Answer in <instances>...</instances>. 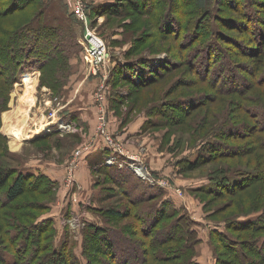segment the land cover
Instances as JSON below:
<instances>
[{
	"label": "rangeland",
	"instance_id": "374dc122",
	"mask_svg": "<svg viewBox=\"0 0 264 264\" xmlns=\"http://www.w3.org/2000/svg\"><path fill=\"white\" fill-rule=\"evenodd\" d=\"M16 1L20 3V0H0L2 11L0 41L4 40L6 33L15 31V27L21 22L29 23L39 8H42V3H45L48 6H46L45 22L63 28L62 35L67 44L62 42L61 46L63 53L70 57H62L45 70H34V67L29 66L25 73L17 74V79L10 90L4 92L0 89V169L16 166L19 171L21 168L28 170L31 168L35 174L43 173L54 179L61 176L60 180L56 181L57 188L48 194L26 192L13 203L6 200L7 188L1 189L0 226L3 222L12 224L13 219L7 212H14L16 205H22L27 201L30 204L26 212L30 213L32 218L28 220L18 218L19 221L17 220L15 224H19L20 221L22 225H29L33 221H39L41 224L51 220L57 232L55 241L57 247L64 256L72 258L75 256L82 263H87L89 258L83 249L84 239L89 234L87 225L96 224L108 228L119 233L121 237L134 234L132 232L137 220L132 215L114 220L108 218L106 214H100L101 211L95 213L91 211L92 208L104 207L122 211L128 209L127 202L118 191L117 185L105 178V174L98 175L94 171L91 174L94 188L108 194L104 202H98L99 193L97 197L92 195L88 198V202L87 197L83 195L77 194L74 197L75 188L79 187L76 175L78 159L91 150L97 135L104 138L101 143L110 144L106 137L101 135L105 133L127 156L134 155L141 160L144 171L151 180L163 184L166 189L162 187L164 192L162 194L169 199L172 207L188 215L193 222H198V224L192 223V226L199 231L203 242L196 248V260L200 264H215L216 257L209 242V230L206 225L209 229L215 228L225 232L228 222L230 225L244 224L264 212V180L262 179L234 194L215 197L200 192L210 187L215 191H225L221 190L219 182L211 180L224 173L229 172L228 176L246 177L242 175L241 170L244 172L249 169L250 172L259 174L264 172V146L260 147L261 145L254 138V135L264 136V134L253 133L254 131L246 126L257 127L256 111L251 107L264 103V38L263 40L258 38L261 43H256L257 37L255 38L252 33L255 23L247 15L254 11L264 19V0L257 5L252 4V0H240L249 3L251 7H243L237 3L234 6L237 10L232 9L234 7H231L229 2L227 6H219L227 10L220 9L216 12L217 15L220 18L226 16L228 19L216 20L215 29L220 34L217 35L219 45L227 50V54L231 56L237 67L228 68L224 63L225 60L219 57L218 60L212 59L211 67H208L211 71L206 74L201 73L202 66L206 64L203 48L211 45L214 49L212 55H215V58L219 55L212 47L214 43L209 44L200 36L201 32L203 30L206 32L207 27H212L214 22L208 23V17H198L192 12L195 5L191 7L190 4L187 5L190 11L181 19L177 17L173 8L168 7L166 0L153 2L138 0L141 13L127 5L120 13H115L113 5L116 0H84L90 14L87 22H81L74 16L65 0H39L28 6L31 9L26 13L18 12L19 5L13 6ZM211 1L209 0L207 7H210ZM184 3L185 1L182 0L181 4ZM151 8L156 10L152 12ZM163 9L165 11L170 9L171 18L177 19L176 24L180 25L177 32H169L170 36H161L156 29ZM189 20L193 23L191 21V25L187 26ZM181 23L185 24V28ZM260 29L264 35V20ZM245 30L251 33L243 32ZM87 31L100 38L106 46L109 60L105 65L103 63L100 70H94L85 56ZM195 34L197 37L193 39ZM180 44L183 46L181 50L185 57L181 56L178 48ZM199 45L204 47H198ZM19 46L21 47V44L16 43L13 49H18ZM194 46L195 48H192ZM5 53L6 55L3 51L0 52L2 78L7 75L4 71L6 65L18 60L24 63L26 58L24 54L19 53L13 57L12 48L6 49ZM252 55L257 57L250 59L249 56ZM141 56H153L154 59L165 56L174 63V68L169 71L163 69L160 72L163 74L161 78L139 90L125 83L111 82L114 72L110 74V71L113 68H117L120 63L128 65ZM259 58L263 62L259 67L260 72L257 73L260 62L255 59ZM172 66L170 64L169 68ZM234 71H237L239 80L230 79ZM255 73L257 76H263L254 80ZM206 76L215 85L210 87V83L204 80ZM34 78L36 82L32 84ZM239 81H244L245 84ZM215 86L237 92L244 88L245 94L217 93L214 91ZM98 94L103 95V104L96 103L95 97ZM165 101L171 104V109L168 108L169 113L178 116L184 115L180 109L187 107L182 106V109L181 105H186L182 102H193V105L187 108L186 118L182 124L178 122L182 116L171 117L168 120L156 111L157 106ZM74 106L87 108L89 119L85 124L73 118L72 129L59 131L53 114L61 111L65 114L69 112L67 109ZM245 118L248 120L246 123ZM50 124L55 125L51 131H59L60 136L35 140L44 133H52L43 131V128ZM21 128H23V137L19 146L14 147L12 132L18 133ZM225 132H239L244 138L221 139V135ZM216 137L232 148L229 151L235 156L207 162L202 158L201 166L191 172L184 171L186 162L199 158L201 147L207 143L205 141L216 142ZM99 179L103 181H98ZM140 180L149 184L146 178ZM70 181L72 182L69 183ZM247 182L248 180L245 183ZM45 203H48L47 207ZM17 211L15 210V213ZM126 228H130V233L127 235L121 232ZM20 231L19 228L17 233L22 236L23 233ZM3 232L0 231L1 248H9L8 239ZM117 233H111L109 236L114 243H117L116 258L119 259L121 246L118 245ZM107 235L99 233L93 240L101 250V255L92 258L94 264L97 260L107 258V252L104 251H109V247L103 241L106 240ZM24 236L26 237V233L23 235V240ZM235 237L252 239L255 236L251 232H240ZM129 238L139 242L140 239H144L140 235L137 238L133 236ZM65 243L67 245L63 246ZM36 244V240L27 244L31 249L30 252L34 250ZM139 254L140 259L141 254ZM12 255L14 256V253ZM125 256L132 264L137 259L129 248H126ZM35 260L36 264H51L57 263L59 257L50 255L43 261H38L37 258ZM177 261L183 262L182 259ZM106 264H115V262L108 260Z\"/></svg>",
	"mask_w": 264,
	"mask_h": 264
},
{
	"label": "trees",
	"instance_id": "16d2710c",
	"mask_svg": "<svg viewBox=\"0 0 264 264\" xmlns=\"http://www.w3.org/2000/svg\"><path fill=\"white\" fill-rule=\"evenodd\" d=\"M38 1L39 0H20V3L16 1L15 3H13V6L19 5L18 12L26 13L28 9H31L30 7L28 8V6H30L31 4H35ZM153 1L154 0H152V2ZM181 1L182 0H166V2H168V7L174 9V12L178 15L177 17L182 19L187 16L190 11L187 5L190 4V7L195 5L192 12L197 14L198 17H208V23L214 22L212 24V27H209L207 25L208 30L206 32L203 30L200 37L202 39H206L205 42L209 44L214 43V46L212 47L218 51L217 54L219 56L215 58V55H212V50L214 49L211 48V45L203 48L204 50H202V52L204 53L205 57L204 63L206 64L202 66L201 73H210L211 68L208 67H211L210 63L213 61L212 59L218 60L219 57H222V59L225 60L224 63L228 68L229 66L236 68L237 66L236 64L234 65L231 56L227 54V50L219 45L220 41L217 35L220 34L219 32H217V29H215V26L217 28L216 20L220 17L216 12L220 9H224L223 11L227 10L222 6H227L228 2L231 7H234L238 3V5L241 4L243 7L246 6L247 8H250V4H247L240 0H212L210 2V7H207L209 5V0H184V4H181ZM252 1L253 2L251 3H255L256 5L257 3L261 4L260 2H262L261 0ZM138 4H140V1L138 0H116L113 5V9L115 13H120L121 10H123L127 5V7H130L132 10L141 13ZM220 5L222 6L219 7ZM46 6L47 5L45 3H42V8H39V11L29 23L21 22L15 27V31L6 33V37L4 38V40L0 41V52L3 51L6 55L5 50L8 48H12V51H14L13 57L18 53L21 55L24 54L23 56L26 57L24 63L18 60L13 64L5 66L4 71L5 73L7 72V75L6 77H4L5 79L2 78V76L0 77V89L2 91L5 92L11 89L10 87H12V84L16 81L18 73H25L26 70L30 67H34V70H45L46 68L56 63L62 57H70L69 55H65L63 53V46H61L62 42H64L62 35L63 28L60 29L56 25H50L45 22ZM232 9L237 10V7H234ZM155 10L156 8H151L152 12ZM163 10L164 11L160 16L161 20L159 19L157 21L156 29L158 33L161 34V36H170L168 35L169 32H177L180 28V25L176 24L177 19L171 18L172 12L170 11V9L168 11H165V9ZM1 12L2 11L0 10V13ZM249 16L252 19L253 23H255L254 28L252 29V33L255 35V38L257 37L256 43H261L260 39L263 40L264 35L262 30L260 29V25L262 24L264 19L256 15L254 11L251 14L247 15L248 18ZM220 19L223 21L228 20L226 16ZM191 21L192 20L188 21L187 26L191 25ZM184 25L185 24L181 23V26L183 28H185ZM248 31L249 30H245L243 32L248 33ZM221 36L223 35L221 34ZM195 37H197V34L193 35V39H195ZM16 43L21 44V47L19 46L18 49H13V46ZM64 43L67 44L66 42ZM181 47L183 46L180 44L178 48L181 51V56L185 57V54L183 50H181ZM198 47L204 46L199 45ZM198 47L196 46V48ZM192 48H195V46ZM152 57L141 56L140 58H138V60H135L128 65L126 63H120L117 68H113L110 71V74L114 72V77L111 79V82L125 83L132 88L139 90L141 89V87L153 84L157 79L161 78L163 74H161L160 72L163 69L169 71L170 69L174 68V63H172L165 56L159 58L157 57L156 59ZM254 57L257 56H249L250 59ZM255 60L260 62V65L257 66V73H259L261 70V68L259 67L262 66L263 60H261L260 58ZM170 64L173 65L171 68H169ZM233 68L230 69L232 70ZM234 72L231 73L230 79L234 80L238 78L239 80L238 74L236 73L237 71L235 73ZM257 73H255V76L253 78L254 80H256V78L258 77L263 76H257ZM207 77L208 76H206L204 80H206L207 83H210V87H212L211 85H215L213 84V81H211ZM34 79L36 82V78ZM239 82L245 84L244 81ZM214 88V91L217 93L228 94L237 92L233 90L217 88L216 86ZM243 89L238 90L239 92H237V94L242 95L245 91ZM182 103L186 105H181V108L182 106L187 107H185V109L182 108L183 110L180 109V111H182V113L185 115H180L182 117L178 122L181 124L186 118L187 108L193 105V102ZM170 107L171 104H168V102L165 101L157 106L156 111H158L159 114L162 115V117L168 120H170L171 117H180L176 114L173 115L169 113L168 108L171 109ZM251 108H255L256 111L255 118L257 127L253 125L246 126H249V130H252V132L254 131L253 133L260 132L264 134V103L258 105L255 104ZM148 122L154 123L152 121ZM246 122H248L247 119L245 120V123ZM57 135L60 136L59 131L44 133L35 140H42L45 138L50 139ZM216 138V142L205 141L207 143H205L204 146L201 147L202 152L200 153L199 158L195 161L186 162L184 171L191 172L198 168V166H201L200 160L202 158H205L206 160H204V162H207L209 160L211 161L217 158L235 156V154L229 151L232 148H229L223 141L219 140L218 137ZM241 138H244V135H240L239 132H225L221 135V139L225 140H236ZM254 138H256L258 144L261 145L260 147L264 146V136L254 135ZM103 139L104 138L102 136H98L96 140H94V146L91 148V150L88 153H84L82 157H85V159H87L96 151L95 148H98L97 151H106L104 153H107L108 157L115 155L117 157V161L119 160V158L125 161V166L122 169H119L115 165L114 167L103 164L93 169V171L98 175L105 174V178H108L112 183L117 185L118 191L127 202L128 209L127 211H122L120 209H108L107 207H104L99 209L92 208L91 211L94 213L97 211H101L100 214H106L108 218H112L114 220H120L124 216L132 215L137 220V228L135 226V229H133L134 231L132 232L134 234H130V236L128 235L126 237H121L119 233L114 232L113 230H109L108 228L100 227L96 224L87 225V231L89 232V234L86 235L84 239L83 249L84 253L88 254L89 258L87 260V263H82L81 260H78V258L75 256H73V258L64 256V253H62L61 249L57 247V245L55 244L57 232L55 230V227L53 228L51 220H46L41 224H39V221H33L29 223V225H22L21 221L18 222L19 224H15L17 220L19 221L18 218H24L25 220L32 218V215L26 212L27 206L30 204L26 201L22 205L15 206L14 209L18 210L17 213H15V210L14 212H7V214L12 217V221L14 224L3 222V225L0 226V231H4L3 234L5 235L6 239H8L7 242L9 246V248L7 247L2 249L0 244V264H36V258L38 261H43L50 255L59 257V261L57 263L52 262L51 264H94L92 258H95L97 255H101V250L97 247V243L93 241L95 237L99 235V233L108 234L106 240L103 241L106 246L109 247V251H104L107 252L106 259L102 258L101 260H97L95 264H102V262L106 264L108 260L114 261L115 264H132L125 256L126 248H129L130 252H133L134 256L137 257L136 261H134L133 264H200L196 260V248L203 242V238L201 239L199 231H197V229L192 226V223H194L195 221L193 222L188 215H185L177 208L172 207V203L169 201V199L166 198L164 194H162L164 193L162 190L166 189L164 186H161L158 183L151 185V183L147 181L149 182V185L143 180L141 181L140 178L137 177V174L132 171L133 169L131 170L129 163H126L127 158L120 157L125 155L119 153L113 146L101 143L100 141ZM32 171L33 170L31 168L29 170L28 168H21V170L19 171L18 167L16 166H11L9 169H0V190L7 188V191L5 193L7 201L13 203L20 199L26 192H38L46 195L57 188L56 179L50 178L43 173L35 174ZM241 171L242 175L246 177H240L238 175L228 176V172L220 176H216V179H211L212 181L219 182V187L221 188V190L223 189L225 191H215L213 189H210V187L209 189H206V191L200 190V192L206 195H214L215 197H218L223 196V194H234L246 187L255 184V182H257L258 180H264V172L263 174H259L250 172L249 169L244 172L243 170ZM11 178L13 179V181H11ZM246 180H248L247 183H245ZM98 181L103 180L99 179ZM102 193L103 192L100 190L98 195L99 203L104 202L108 195ZM47 205L48 203H45V207H47ZM195 223L198 224V222ZM19 228L23 233L22 236L17 233ZM206 228L209 230V242L216 257L215 264H264V212L258 217L244 224L230 225V222H228L226 224L227 231L225 232L215 228L209 229L208 225H206ZM129 229L130 228L122 229L121 232L127 235L128 233H130ZM33 230L37 231V233H35ZM240 232H251V234H253L255 237L252 239H239L238 237H235V235ZM25 233L26 237L24 236L25 238L23 240V235ZM111 233L118 234V245L121 246L119 259L116 258V255L118 256L115 249L117 243H114V241L111 240L109 236ZM233 233L235 234L232 235ZM139 235L144 238L140 239L141 242L133 238H129L131 236L137 238ZM34 240H36L37 244L34 247V250L30 252L31 249L28 248L27 244L31 243ZM66 245L67 244L65 243L63 246ZM13 253L14 256L12 255ZM138 253L141 254L140 259ZM178 259H182L183 262H178Z\"/></svg>",
	"mask_w": 264,
	"mask_h": 264
},
{
	"label": "built area",
	"instance_id": "2783aa9c",
	"mask_svg": "<svg viewBox=\"0 0 264 264\" xmlns=\"http://www.w3.org/2000/svg\"><path fill=\"white\" fill-rule=\"evenodd\" d=\"M67 5L70 7L71 11L73 12L74 16L81 22H87L88 16L90 14V10L87 8L86 3L84 0H65ZM85 41H87V47L84 46L86 51V58L88 62L91 64V66L94 68V70H100L102 68V65L106 64V62L109 60V55L107 53V49L103 41L95 36L91 31H87L85 35ZM84 42V40H83ZM105 86H103L104 89ZM96 103L103 104L104 103V97L101 94H98V96L95 97ZM54 118L57 120V126H59V131L65 132L69 131L73 127V123L71 121H65L64 119H60L59 112L56 114H53ZM104 135L107 139V141L110 143L109 145L113 146L119 153L126 155L122 148L120 146H117L115 142L112 140V138L107 134H101ZM127 156V155H126ZM129 161L133 162L132 166L134 169H138L143 174L142 177H145L147 181L151 183V185H154L157 183L154 180H151L149 175L146 174L141 164V160L138 159V157L132 155L128 156ZM108 164H115L117 162V157L115 155H112L107 158L106 160ZM139 162V163H137ZM130 166V163H129ZM132 169V167L130 166ZM134 171V170H133ZM135 172V171H134ZM73 173V171H71ZM136 173V172H135ZM137 174V173H136ZM139 177V175L137 174ZM141 178V177H140ZM70 181L69 183H71ZM159 185H163L160 184Z\"/></svg>",
	"mask_w": 264,
	"mask_h": 264
},
{
	"label": "crops",
	"instance_id": "0c3cea01",
	"mask_svg": "<svg viewBox=\"0 0 264 264\" xmlns=\"http://www.w3.org/2000/svg\"><path fill=\"white\" fill-rule=\"evenodd\" d=\"M35 81L32 83L34 84ZM92 103H94V99H92ZM69 112L65 113L60 112L59 117L60 119H64L65 121H71L72 123L74 122L73 118L76 120H80L81 122L86 124V120L89 119L88 117V110L87 108H84L83 106H77V108L74 106L73 108L67 109ZM74 125V123H73ZM84 126V125H83ZM98 137V135H97ZM94 142V141H93ZM98 148H95V152L91 154L87 159L85 157H81L78 159V167L76 171L77 175V184L79 187L75 188V195L74 197L79 194L87 197V202L88 198H90L92 195H95L93 197H97V194L99 193L100 190H97L93 186V182L91 180V174L93 169L97 168L98 166H101L103 164H106V159L108 157L107 153H104L106 151L99 150L97 151ZM120 157H126L127 161H129L128 156H120ZM124 160L120 159L113 165L109 166H117L119 169H122L124 165ZM114 166V167H115ZM64 175V173H63ZM61 176L58 178H55L56 180H60Z\"/></svg>",
	"mask_w": 264,
	"mask_h": 264
},
{
	"label": "bare ground",
	"instance_id": "6f19581e",
	"mask_svg": "<svg viewBox=\"0 0 264 264\" xmlns=\"http://www.w3.org/2000/svg\"><path fill=\"white\" fill-rule=\"evenodd\" d=\"M24 119V118H23ZM24 124H25V121H24ZM53 126H55V125H52V124H50L49 126L47 125V126H45L43 129V131L44 132H51V130L53 129ZM12 135H13V137H14V140H13V145H14V147H18L19 146V143H20V140L22 139V137H23V128H21L20 129V131L18 132V133H15V132H12ZM133 162H130V166L132 167V169L139 175V177H141V178H145V177H142V173H141V171H139L138 169H134L133 168V164H132ZM106 164L107 165H111V164H108V162L106 161Z\"/></svg>",
	"mask_w": 264,
	"mask_h": 264
}]
</instances>
